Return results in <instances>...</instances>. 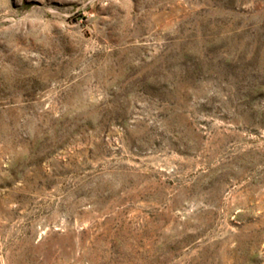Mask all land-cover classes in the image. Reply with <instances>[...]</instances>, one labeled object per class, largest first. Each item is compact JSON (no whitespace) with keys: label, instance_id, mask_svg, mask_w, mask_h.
<instances>
[{"label":"rangeland","instance_id":"rangeland-1","mask_svg":"<svg viewBox=\"0 0 264 264\" xmlns=\"http://www.w3.org/2000/svg\"><path fill=\"white\" fill-rule=\"evenodd\" d=\"M0 264H264V0H0Z\"/></svg>","mask_w":264,"mask_h":264}]
</instances>
